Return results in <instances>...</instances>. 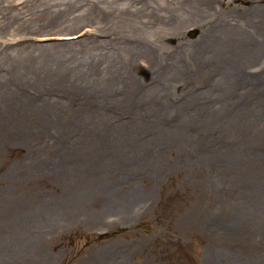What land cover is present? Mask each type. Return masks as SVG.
<instances>
[{"label": "rangeland", "instance_id": "rangeland-1", "mask_svg": "<svg viewBox=\"0 0 264 264\" xmlns=\"http://www.w3.org/2000/svg\"><path fill=\"white\" fill-rule=\"evenodd\" d=\"M222 1L221 20L264 19V0ZM93 9L0 0V264H264V63L226 87L133 55L126 74L152 104L102 114L76 77L100 75L121 38L185 52L209 25L115 35ZM87 37L90 53L56 47Z\"/></svg>", "mask_w": 264, "mask_h": 264}, {"label": "bare ground", "instance_id": "bare-ground-1", "mask_svg": "<svg viewBox=\"0 0 264 264\" xmlns=\"http://www.w3.org/2000/svg\"><path fill=\"white\" fill-rule=\"evenodd\" d=\"M218 1L222 0H88L91 9L94 8L93 11L98 12L99 16L95 17L99 18V23L112 17L105 26H109V31L115 35L123 32L144 35L149 34V30L164 34L183 23H207L209 26L202 42L195 47L188 46L185 52H171L161 44V37L138 38L133 41L121 38V44H117L113 51L107 52L100 75L96 76L98 68L97 64H94L87 68L83 75L76 77V81L80 84H92L93 97L102 102V107L97 106L102 110V114H108L111 110L115 114L133 115L137 114L136 110L140 108L146 112L147 106L152 104L150 99L153 98L147 87L135 83L126 74V65L133 55L144 56L149 67L157 68V72H160L159 68L177 70L186 80L199 74L213 78L215 83L222 82L224 85L225 82L226 87L239 76H258V65L264 63V19L259 21V11L254 13L249 9L232 7V12H238L239 16L245 17L246 20L235 19L234 22L228 17L221 20V12L209 7L214 2L219 3ZM145 11L146 22L141 20L140 15ZM212 14L214 17L209 20ZM93 42L94 40L87 37L71 43L57 44L56 47L66 50L82 44V48L90 53L96 45ZM102 46L105 47V44ZM261 70H264V67ZM161 74L163 71L157 73L153 88L155 90L158 86L167 87V84L159 79ZM119 96L125 101L127 109L118 113V108L107 101Z\"/></svg>", "mask_w": 264, "mask_h": 264}]
</instances>
